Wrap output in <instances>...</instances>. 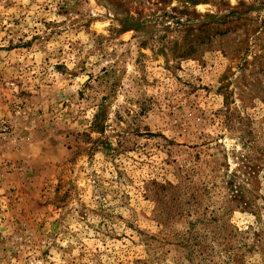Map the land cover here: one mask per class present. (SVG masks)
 Segmentation results:
<instances>
[{
	"label": "rangeland",
	"instance_id": "1",
	"mask_svg": "<svg viewBox=\"0 0 264 264\" xmlns=\"http://www.w3.org/2000/svg\"><path fill=\"white\" fill-rule=\"evenodd\" d=\"M0 264H264V0H0Z\"/></svg>",
	"mask_w": 264,
	"mask_h": 264
}]
</instances>
